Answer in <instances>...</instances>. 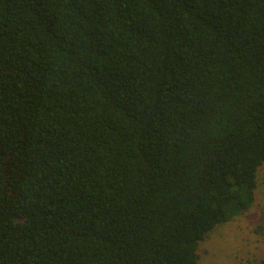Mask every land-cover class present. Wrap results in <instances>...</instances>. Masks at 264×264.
Returning <instances> with one entry per match:
<instances>
[{
  "label": "trees",
  "instance_id": "1",
  "mask_svg": "<svg viewBox=\"0 0 264 264\" xmlns=\"http://www.w3.org/2000/svg\"><path fill=\"white\" fill-rule=\"evenodd\" d=\"M263 162L264 0H0V264H200Z\"/></svg>",
  "mask_w": 264,
  "mask_h": 264
},
{
  "label": "rangeland",
  "instance_id": "2",
  "mask_svg": "<svg viewBox=\"0 0 264 264\" xmlns=\"http://www.w3.org/2000/svg\"><path fill=\"white\" fill-rule=\"evenodd\" d=\"M199 254L200 264H259L264 258V162L251 207L209 231Z\"/></svg>",
  "mask_w": 264,
  "mask_h": 264
}]
</instances>
